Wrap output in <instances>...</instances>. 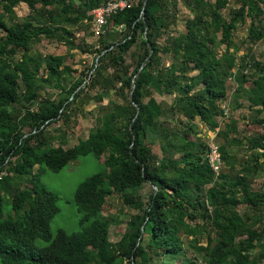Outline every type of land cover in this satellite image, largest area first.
<instances>
[{
	"label": "trees",
	"instance_id": "trees-1",
	"mask_svg": "<svg viewBox=\"0 0 264 264\" xmlns=\"http://www.w3.org/2000/svg\"><path fill=\"white\" fill-rule=\"evenodd\" d=\"M170 1L137 0L107 19L105 33L93 51L98 57L96 66L85 78L93 70L88 87L113 89L127 103L128 112L103 107L87 138L65 149L51 147L43 134L47 126L68 117L67 107L80 97L86 79L67 88L72 70L64 64L65 57L39 59L31 54L32 45L45 37L63 42L68 49L79 46L73 31L63 25L89 26V12L106 0H78L77 4L74 0H0V264H264V190L251 186L264 172V63L230 52L228 27L229 22L248 17L247 40H263L260 4L264 0H237L239 7L228 14L227 21L221 14L227 0L213 4L211 0H183L192 14L184 16L183 33L170 29L176 23L178 0H172L173 8ZM22 2L30 13L15 20L14 6ZM120 34L130 40L122 50L116 41ZM220 45L224 49L218 55ZM129 46L136 49L126 63ZM163 57L168 58V66ZM251 68L256 73L244 88L247 80L241 74ZM231 78L237 84L236 95L245 98L253 113L250 122L261 132L249 139L250 160L236 174L231 173L235 157L227 148L220 149L221 162L230 171L216 174L208 160V143L198 137L191 119L209 124L222 116L220 103L226 99V83ZM43 84L65 90L67 96L40 98L38 89ZM151 92L173 96L170 113L178 118L179 129L163 127L166 115L161 119L164 113L152 102H144V95ZM20 102L24 105L18 108ZM7 104L15 108L7 109ZM236 132L237 122L230 118L218 135L231 146L240 143L228 139ZM150 134L158 137L164 154L157 166L146 143ZM173 152H179L180 158L171 160ZM89 155L103 168L74 192L79 230L59 229L52 237L50 223L60 210L59 198L41 176ZM26 176H31L34 188H21ZM144 183L152 187V193L141 208V199L132 200L130 193ZM114 193L138 213L127 221L120 240L111 243L108 233L114 219L105 216L102 208ZM236 194L243 198V212L236 209ZM192 224L200 233L206 232L205 244H199ZM183 234L194 237L187 247ZM37 241L46 245L39 248Z\"/></svg>",
	"mask_w": 264,
	"mask_h": 264
},
{
	"label": "rangeland",
	"instance_id": "rangeland-1",
	"mask_svg": "<svg viewBox=\"0 0 264 264\" xmlns=\"http://www.w3.org/2000/svg\"><path fill=\"white\" fill-rule=\"evenodd\" d=\"M137 0H133L135 2ZM237 0H227V5L225 8L221 9L222 20H228V14L239 7ZM215 0H211L213 4ZM74 3L77 4L78 0H74ZM169 7L173 8V1L169 2ZM260 7L263 12L262 25L264 26V3L260 4ZM178 12H176V23L170 28L172 32H185L184 26V16L192 17V14L185 8L182 1H177ZM14 16L15 20L25 19L29 15V10L25 3H18L14 6ZM205 17H209L208 13H204ZM250 19L247 17L243 22L237 21V23L229 22L228 27L231 30V39L232 44L230 47V52L236 54L237 58L241 56H251L256 61L264 63V38L256 43H250L247 40V28L250 25ZM65 28L73 31L75 35V43L79 46H76L74 49H68L63 42L56 39H47L41 37L37 42L32 45L31 54L39 59H43L46 55H62L65 57L64 64L69 66L72 70L71 74L68 76L66 81V86L72 84L74 81L85 78V73L96 66L97 54L94 53L96 48H98V38L100 37V31L97 29L91 28V25L85 27H79L72 23H65L63 25ZM3 35V32L0 31V36ZM217 39H220V33H217ZM118 41L117 46L120 50L129 45V37H125L122 34L118 35L116 38ZM163 40L161 39L160 42ZM130 49L125 54L126 63H130L131 59L129 58V53L134 51L135 46H129ZM224 45H220L216 49L218 55L222 54ZM20 54L18 53L15 59H18ZM163 62L166 66L169 65V60L166 57H163ZM134 64L131 66L133 69ZM239 71L234 70V73L237 75ZM111 71H108L110 74ZM255 74L254 69L251 68L249 73L241 74L247 82L244 84V88H247L250 84L252 74ZM192 74H195L193 72ZM39 75H42L40 72ZM44 77V75H43ZM86 79V78H85ZM89 80H85L81 86V95L73 103H69L67 107L68 117H63L62 119L50 124L45 128L43 139L47 144L51 143V147L62 145L63 148H71L78 143L79 140H85L91 129L96 127L97 119L101 116V111L103 107L113 108L116 113L128 112L127 103L119 95H116L111 89L106 92L103 89L98 87H88ZM227 86V96L226 99L220 103V107L223 111L222 116L215 117L207 123H201L197 118L191 119L193 123L197 125L199 132L198 137L202 141L208 143V148L212 145L218 147L219 150L222 148H227L229 153L235 157L236 164L235 170L231 171L232 174L239 172L244 162L249 161L251 152L248 148L250 146L249 139L252 138L257 133L261 132V128L257 125H254L250 122L251 115L253 113L248 111L246 107L245 98H240L236 95L235 88L237 87L236 82L233 78L229 79L226 83ZM20 92H22V87L20 85ZM38 94L40 98H50L52 100H58L65 98L67 93L65 90L54 87L53 85H44L42 89H38ZM101 96L98 100L97 97ZM173 96L163 95L160 96L155 92L150 94L146 93L144 95V102H152L155 105V108L162 111L164 114L161 115V119L166 115V121L164 120L163 127H170L173 129H179L181 125L178 124V118L172 116L170 113L171 102ZM24 103L20 102L17 106L18 108L23 107ZM7 109L15 108V105H6ZM232 118L237 122V132L230 133L228 139L231 140L237 139L240 141L239 144L227 146L226 142L218 135L225 128V124L229 122V119ZM189 122V120H187ZM27 129H24L26 132ZM190 132V131H189ZM50 138H54L53 141H50ZM60 143V144H59ZM146 143L150 146L154 157H155V166L158 162L163 160L164 154L160 149V141L157 136L150 134L146 140ZM42 148L39 152H43ZM170 152V151H169ZM173 159L177 160L180 158L181 154L173 152ZM103 158V157H102ZM221 163V169L223 171H230L228 166ZM102 164L92 155L83 157L75 163H70L65 166L61 171L57 173H52L45 171L41 178L46 187L55 193L58 198V206L60 208L59 212L55 215L50 223V232L52 237L55 236L57 230L62 229L67 233L77 232L78 229V220L79 214L77 212L76 206L73 201V196L76 188L89 176L100 173L102 171ZM35 171V169L33 170ZM171 174V173H170ZM21 188H34V182L32 181L31 176H26L20 181ZM254 189L264 190V172L259 176L253 179L252 185ZM152 193V187L147 184H141L137 186L133 192L130 193V196L133 199L138 196L141 199V208H145L147 205V198ZM236 209L239 212L245 210V205L243 204V198L240 194H236ZM103 214L105 216H112L114 223L112 222L109 226L108 238L111 243H116L120 240L122 234L126 230V223L132 215L138 213V210L132 208L131 206L123 203V200L119 194H112L106 200L102 208ZM195 224V223H194ZM192 224V225H194ZM212 226H215V220L212 223ZM256 226L255 228H258ZM195 231V236L199 239V244H205L204 236L206 237V232L200 233L197 230L196 226H193ZM210 229L207 228V232ZM183 243L187 247V244L192 240L193 236H185L183 234ZM46 244L44 242L37 241L36 246L39 248L44 247ZM189 252H192L191 248L187 249ZM181 258L179 257V260Z\"/></svg>",
	"mask_w": 264,
	"mask_h": 264
},
{
	"label": "built area",
	"instance_id": "built-area-1",
	"mask_svg": "<svg viewBox=\"0 0 264 264\" xmlns=\"http://www.w3.org/2000/svg\"><path fill=\"white\" fill-rule=\"evenodd\" d=\"M132 4L133 0H106V2L101 3L99 6L95 7L89 12V15L91 16L90 25L92 30L100 29L101 36L105 33L104 28H107V19L110 16L131 7ZM92 72L93 70L89 72V76L86 80L90 78ZM209 150L210 152L208 154V160L210 166L214 172L218 174L219 170L221 169V159L218 153V147L212 145Z\"/></svg>",
	"mask_w": 264,
	"mask_h": 264
},
{
	"label": "water",
	"instance_id": "water-1",
	"mask_svg": "<svg viewBox=\"0 0 264 264\" xmlns=\"http://www.w3.org/2000/svg\"><path fill=\"white\" fill-rule=\"evenodd\" d=\"M144 9H145V3L143 5V8H142V12L141 13H143ZM115 28H117V27H115Z\"/></svg>",
	"mask_w": 264,
	"mask_h": 264
},
{
	"label": "bare ground",
	"instance_id": "bare-ground-1",
	"mask_svg": "<svg viewBox=\"0 0 264 264\" xmlns=\"http://www.w3.org/2000/svg\"><path fill=\"white\" fill-rule=\"evenodd\" d=\"M98 31H100V29H97Z\"/></svg>",
	"mask_w": 264,
	"mask_h": 264
}]
</instances>
